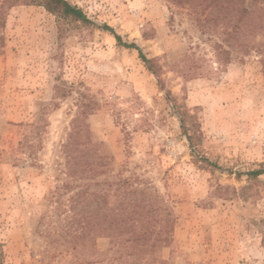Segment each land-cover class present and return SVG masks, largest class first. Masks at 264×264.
Here are the masks:
<instances>
[{
    "label": "rangeland",
    "instance_id": "obj_1",
    "mask_svg": "<svg viewBox=\"0 0 264 264\" xmlns=\"http://www.w3.org/2000/svg\"><path fill=\"white\" fill-rule=\"evenodd\" d=\"M45 1L0 0V264H264V173L246 174L264 168V31L228 45L232 6L204 0H67L92 23ZM165 92L198 124L207 162ZM83 105L81 138L108 156L91 181L156 195L150 213L127 217L149 237L108 236L113 218L75 214V187L58 191Z\"/></svg>",
    "mask_w": 264,
    "mask_h": 264
},
{
    "label": "trees",
    "instance_id": "obj_2",
    "mask_svg": "<svg viewBox=\"0 0 264 264\" xmlns=\"http://www.w3.org/2000/svg\"><path fill=\"white\" fill-rule=\"evenodd\" d=\"M168 1L177 6L185 4L186 2L191 5L194 4V0ZM204 1L206 5L216 6L218 4H230V6H232L230 9H226L225 16L226 20L230 23L234 20V24H231V30L226 32L225 40L228 45H230L229 43L232 39L237 38V36L240 35V32L243 35H246V33L251 31L253 28L264 31V0ZM233 2L238 3V5L233 6ZM44 5L50 12L71 15L75 19L81 20L84 23H92L79 7L72 5L67 0H46ZM205 17L208 16L206 15ZM249 23L252 24L249 25ZM99 27L110 32L118 45L124 46L128 49L137 50L138 56L147 71L155 76L158 75L153 59L148 58L146 54L142 52L139 45L135 42L124 41L122 36L116 33L113 28L107 24ZM168 93L169 92H165V97L168 98L172 104L171 107L174 109L175 115L178 117L182 134L187 139L192 153L195 154L199 160L207 162L206 157L200 155L197 150V145L200 140V130L198 124L195 122L192 115L178 105L174 98ZM86 107L88 108L90 106L83 105L78 114L71 120V130L68 134L66 142L63 144L66 166L65 174L69 176L71 180L65 181L62 186L58 188V191L60 189L68 191L72 187H75L69 197L70 209L73 212L76 211L74 212L75 214H82L84 216L91 215L94 217H106L105 215L108 214L111 218H113L114 222L110 221L104 226L108 236L114 234L115 237H118L122 234V232H125L127 227H131L128 231L133 233L132 237H135V240L138 238L143 239L149 237L147 235H149L150 232L137 230L136 222L130 221L127 223V219H131V214H137V218L146 212L150 213L153 209H155L154 203H156V195L149 192L145 187L135 186L125 178L104 180L106 184L105 186L99 185V183L95 181H91L96 175L106 172L105 168L102 167L106 164L104 159L108 156L100 153L94 146H92L91 143L89 144L81 138L84 134L87 135L86 130L88 126L83 120L84 115L87 113ZM261 173H264V168L249 170L246 172L248 177L251 178L258 176ZM77 180H80L79 183L73 185L72 182ZM98 185L100 187L96 188ZM84 216L81 217L84 218ZM162 219L165 220L166 218ZM136 221L140 220L137 219ZM130 240L134 239L130 238Z\"/></svg>",
    "mask_w": 264,
    "mask_h": 264
}]
</instances>
